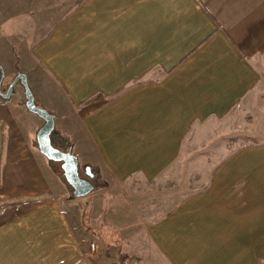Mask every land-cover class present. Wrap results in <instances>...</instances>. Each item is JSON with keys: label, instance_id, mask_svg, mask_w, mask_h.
Returning <instances> with one entry per match:
<instances>
[{"label": "crops", "instance_id": "0c3cea01", "mask_svg": "<svg viewBox=\"0 0 264 264\" xmlns=\"http://www.w3.org/2000/svg\"><path fill=\"white\" fill-rule=\"evenodd\" d=\"M36 2L24 71L104 185L0 98V264H264V0Z\"/></svg>", "mask_w": 264, "mask_h": 264}, {"label": "rangeland", "instance_id": "374dc122", "mask_svg": "<svg viewBox=\"0 0 264 264\" xmlns=\"http://www.w3.org/2000/svg\"><path fill=\"white\" fill-rule=\"evenodd\" d=\"M36 1L38 0H0V76L2 75V73L4 75L2 88L5 87V85H9L19 72H26L24 71V68L29 67L28 63L26 62V54H24L23 50L25 42H23L22 39L23 36L26 34V27L28 28V25H31L30 23H32L31 19L33 18V10H37L36 8L31 6L32 3H34V5L38 4V2ZM51 7L54 8V4H51ZM45 10L46 9H44V11ZM46 17L48 26L41 27L43 32L45 30H48L45 27H52L50 25L55 19L53 9L50 14V17L46 11ZM29 85L31 87L33 84L31 85V82H29ZM34 88L36 90L35 86ZM37 90H39V88H37ZM5 100L9 101L11 105H14V109L21 111L23 115H21L20 120H22V122L26 125V128L30 127L34 129L38 126L39 129L38 120H40L39 124H43L41 122V118L38 115L31 113L27 109L25 105V88L22 84H17L14 88V92L12 93L11 97ZM37 131L34 134V137H36ZM35 151L40 157H43V155L36 148ZM43 159L44 161L46 160L44 157ZM57 165L60 168V165ZM49 169L51 170L50 167ZM93 241L94 242L91 243H95L96 245L95 254H102V250L97 244L98 241Z\"/></svg>", "mask_w": 264, "mask_h": 264}, {"label": "water", "instance_id": "95a60500", "mask_svg": "<svg viewBox=\"0 0 264 264\" xmlns=\"http://www.w3.org/2000/svg\"><path fill=\"white\" fill-rule=\"evenodd\" d=\"M3 78L4 75L2 73L0 76V96L3 99L11 97L17 84L20 83L25 88V105L27 109L38 115L44 121L36 134L37 146L48 160L60 165L62 169L61 174L71 187L72 196L74 198H79L93 192L97 185L92 180L96 176L92 171V167L90 165L80 166L78 156L73 152L72 146L67 149H61L52 143V133L55 129V114L50 112L47 108L38 105L29 85L27 73L22 71L19 72L8 85L6 91L2 88ZM82 169L84 170L85 176L81 174Z\"/></svg>", "mask_w": 264, "mask_h": 264}, {"label": "trees", "instance_id": "16d2710c", "mask_svg": "<svg viewBox=\"0 0 264 264\" xmlns=\"http://www.w3.org/2000/svg\"><path fill=\"white\" fill-rule=\"evenodd\" d=\"M52 143L61 149H67L70 146L73 147V142L71 141L70 137L68 135H65L62 132L56 131L55 129L52 133ZM49 162L52 165V167H54L56 174L60 177V179L64 182V184L68 187L70 193L72 194L71 187L67 184L64 176L61 174L62 169L58 167V165H57L58 163L53 162L51 160H49ZM84 166H86V165H84ZM91 167H92V171L96 173V177H97V181H96L97 186H96L95 190H99L100 188H102L104 183L99 181L101 178V175H100L98 169L93 167V166H91ZM124 256L125 255L120 254L118 259L115 262H113L112 264H123V257Z\"/></svg>", "mask_w": 264, "mask_h": 264}, {"label": "built area", "instance_id": "2783aa9c", "mask_svg": "<svg viewBox=\"0 0 264 264\" xmlns=\"http://www.w3.org/2000/svg\"><path fill=\"white\" fill-rule=\"evenodd\" d=\"M91 248H96L95 243H91ZM123 264H139V260L134 256L125 255L123 257Z\"/></svg>", "mask_w": 264, "mask_h": 264}, {"label": "flooded vegetation", "instance_id": "af4514ba", "mask_svg": "<svg viewBox=\"0 0 264 264\" xmlns=\"http://www.w3.org/2000/svg\"><path fill=\"white\" fill-rule=\"evenodd\" d=\"M2 86H3V85H2ZM7 87H8V85H5V87H3L4 91H6ZM0 97H1V96H0ZM1 98H2V97H1ZM94 173H95V172H94ZM81 174H82L83 176H85V173H84V170H83V169L81 170ZM95 174H96V173H95ZM92 180L96 183V181H97V177L95 176Z\"/></svg>", "mask_w": 264, "mask_h": 264}]
</instances>
